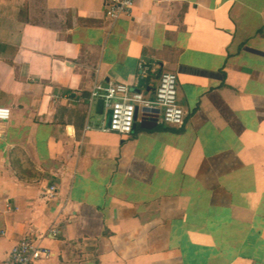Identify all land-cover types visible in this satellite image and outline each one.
<instances>
[{
    "label": "crops",
    "instance_id": "0c3cea01",
    "mask_svg": "<svg viewBox=\"0 0 264 264\" xmlns=\"http://www.w3.org/2000/svg\"><path fill=\"white\" fill-rule=\"evenodd\" d=\"M110 1L0 0V263L27 238L38 264H264V0H140L116 23ZM162 73L182 129L138 108L130 136L84 131L96 87L152 101Z\"/></svg>",
    "mask_w": 264,
    "mask_h": 264
},
{
    "label": "built area",
    "instance_id": "2783aa9c",
    "mask_svg": "<svg viewBox=\"0 0 264 264\" xmlns=\"http://www.w3.org/2000/svg\"><path fill=\"white\" fill-rule=\"evenodd\" d=\"M139 1L111 0L106 6V17L112 23L118 22L123 17L130 18L139 9ZM140 73L143 77L147 75V71L143 68H140ZM177 97V78L173 73H162L159 76L155 98L152 101H146L141 94L133 92L130 87L123 84L107 88L96 87L90 96V104L102 101L104 113L111 112V123L107 126L106 119H104L100 125H95L88 120L84 131L130 136L134 131L135 113L138 108L156 111L163 125L182 129L186 125L188 116L179 106ZM10 118V110L0 108V123H8ZM56 193V188L52 187L44 195L54 199ZM51 234L55 238L60 237L57 228L51 230ZM52 256V252L40 248L36 243L25 238L11 249L0 264H38Z\"/></svg>",
    "mask_w": 264,
    "mask_h": 264
},
{
    "label": "water",
    "instance_id": "95a60500",
    "mask_svg": "<svg viewBox=\"0 0 264 264\" xmlns=\"http://www.w3.org/2000/svg\"><path fill=\"white\" fill-rule=\"evenodd\" d=\"M145 85H146V81L144 79L140 78L138 80V88H144ZM138 93H140V91ZM97 108L101 111V115H102L103 114L102 113V109H103V102L102 101H99L97 103ZM152 111L153 110H143L142 111L143 115H144L143 116L144 117L143 118V122L147 124V126L144 127V128H146L147 130L153 129V128H155L157 126L158 117L157 116H155V117L153 116V117L149 118V116H150L149 114ZM152 113H154V112H152ZM149 119L151 120L150 122H149ZM137 120H138V110H136V113H135V122ZM110 123H111V112L106 114V124H107V126H110Z\"/></svg>",
    "mask_w": 264,
    "mask_h": 264
},
{
    "label": "rangeland",
    "instance_id": "374dc122",
    "mask_svg": "<svg viewBox=\"0 0 264 264\" xmlns=\"http://www.w3.org/2000/svg\"><path fill=\"white\" fill-rule=\"evenodd\" d=\"M97 118H99V117H97V116H95V119H97ZM100 119V118H99ZM165 127V126H164Z\"/></svg>",
    "mask_w": 264,
    "mask_h": 264
}]
</instances>
